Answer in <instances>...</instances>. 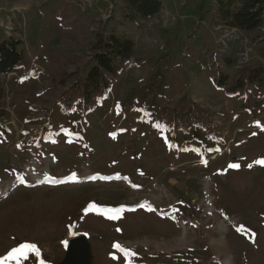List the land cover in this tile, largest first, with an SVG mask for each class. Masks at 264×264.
I'll use <instances>...</instances> for the list:
<instances>
[{"label": "rangeland", "instance_id": "rangeland-1", "mask_svg": "<svg viewBox=\"0 0 264 264\" xmlns=\"http://www.w3.org/2000/svg\"><path fill=\"white\" fill-rule=\"evenodd\" d=\"M161 1L137 25L122 0H0V39L22 38L32 66L0 75V264L23 243L39 256L7 264H66L75 238L83 264H264V97L214 81L230 85L256 44L212 18L217 0ZM68 5L97 23L71 26ZM103 24L135 42L134 57L95 113L59 115L46 54L84 72ZM190 100L217 139L171 133L162 107Z\"/></svg>", "mask_w": 264, "mask_h": 264}, {"label": "trees", "instance_id": "trees-1", "mask_svg": "<svg viewBox=\"0 0 264 264\" xmlns=\"http://www.w3.org/2000/svg\"><path fill=\"white\" fill-rule=\"evenodd\" d=\"M68 6L59 13V17L64 19L69 14H77L71 26L76 22L97 23L92 13H79L75 6ZM162 8L161 0H122L119 9L124 19L131 24L141 25ZM209 13L216 22L239 29L249 42L256 44L254 55L237 66L230 85H226L222 74H217L214 81L231 97L245 96L251 91L264 97V0H217L215 9ZM95 36L94 54L84 61V72L77 70L66 74L58 50L46 54L48 76L52 86L60 91L52 106L53 110H59V115L77 112L79 117H86L95 113L103 105L107 94L113 91L116 76L125 70L134 57L135 42L119 37L114 31L108 33L107 25L103 24ZM27 65L28 54L22 38L11 35L0 39V75ZM31 68L28 65L27 74ZM67 83H70L69 87ZM3 98L0 81V118ZM209 113L208 109L191 100L168 104L161 109L167 127L176 136L179 133L188 136L192 131L200 130L207 138L214 140L219 137L217 123L208 119Z\"/></svg>", "mask_w": 264, "mask_h": 264}, {"label": "snow or ice", "instance_id": "snow-or-ice-1", "mask_svg": "<svg viewBox=\"0 0 264 264\" xmlns=\"http://www.w3.org/2000/svg\"><path fill=\"white\" fill-rule=\"evenodd\" d=\"M256 163H259L261 165H264V159L256 161ZM230 167H239V165H230ZM251 167V165H249ZM23 182V181H21ZM143 207V205H140ZM88 211H95L96 207L95 205H89V208L87 209ZM109 212L112 214L108 216L109 219H118L120 217V213L123 212V208H117V209H109ZM119 231V230H118ZM238 232L244 231L243 226L237 228ZM114 247L119 249L122 252L127 253V249H124L120 244H115ZM29 252H34L37 256H39L40 252L39 249L35 244L32 243H23L17 248H13L6 257H4V264H7L8 260H16L19 257L27 258V255ZM134 255V254H133ZM43 264V262H41Z\"/></svg>", "mask_w": 264, "mask_h": 264}, {"label": "water", "instance_id": "water-1", "mask_svg": "<svg viewBox=\"0 0 264 264\" xmlns=\"http://www.w3.org/2000/svg\"><path fill=\"white\" fill-rule=\"evenodd\" d=\"M82 240L75 238L72 243V254L66 264H83Z\"/></svg>", "mask_w": 264, "mask_h": 264}, {"label": "built area", "instance_id": "built-area-1", "mask_svg": "<svg viewBox=\"0 0 264 264\" xmlns=\"http://www.w3.org/2000/svg\"><path fill=\"white\" fill-rule=\"evenodd\" d=\"M248 59H249V57H246L245 60L243 61V63L246 62Z\"/></svg>", "mask_w": 264, "mask_h": 264}]
</instances>
